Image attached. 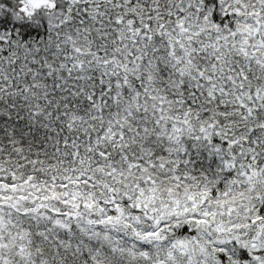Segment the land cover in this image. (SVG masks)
Instances as JSON below:
<instances>
[{
	"label": "snow or ice",
	"instance_id": "obj_1",
	"mask_svg": "<svg viewBox=\"0 0 264 264\" xmlns=\"http://www.w3.org/2000/svg\"><path fill=\"white\" fill-rule=\"evenodd\" d=\"M0 264H264V0H0Z\"/></svg>",
	"mask_w": 264,
	"mask_h": 264
}]
</instances>
